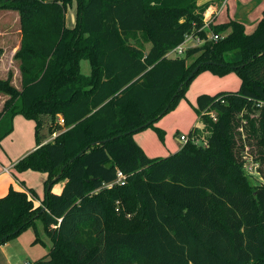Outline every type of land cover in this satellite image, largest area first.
<instances>
[{
    "label": "trees",
    "instance_id": "trees-1",
    "mask_svg": "<svg viewBox=\"0 0 264 264\" xmlns=\"http://www.w3.org/2000/svg\"><path fill=\"white\" fill-rule=\"evenodd\" d=\"M214 5L0 0V10L17 13L21 34V89L0 80V140L15 115L34 120L36 148L15 167L47 174L44 211L32 190L10 188L0 198V245L40 219L51 247L32 264H264V10L250 34L237 20L209 24L217 40L166 57L186 34L206 37L198 30ZM136 35L150 44L146 51ZM203 70L235 71L240 86L198 96L199 127L187 142L147 157L133 134L173 108ZM248 156L256 186L243 172ZM59 181L60 193L51 192Z\"/></svg>",
    "mask_w": 264,
    "mask_h": 264
},
{
    "label": "rangeland",
    "instance_id": "rangeland-1",
    "mask_svg": "<svg viewBox=\"0 0 264 264\" xmlns=\"http://www.w3.org/2000/svg\"><path fill=\"white\" fill-rule=\"evenodd\" d=\"M206 2L218 4L214 0H197V5ZM224 3L225 5L216 12L217 14L211 22L214 20L213 24H215L228 22L229 20L241 21L246 34H250L254 30L255 22L261 18L262 10H264V0H224ZM74 14L75 5L73 3L67 7L65 12L66 27L73 26ZM205 24L201 28L210 33L205 28ZM224 35H226V32L221 33V36ZM140 36L136 35L133 42L136 43L138 40L142 43L141 46L144 51H146L150 44ZM20 39L17 13L10 10H0V80L7 81L17 91L21 89L19 59L16 58L17 51L20 48ZM80 71L83 75L89 74L88 62L83 60L80 62ZM240 82V77L235 71L223 75L213 74L208 70L197 73L185 86L174 107L154 122L151 127L134 133V140L149 158L159 159L174 154L183 145L179 140L180 137H187L189 131L199 125L197 97L200 95L213 96L221 92H234L240 86ZM5 99L6 96L0 92V111ZM211 114L213 115V113ZM58 120L56 122L61 126ZM41 134H44L46 140L52 139V136L46 132L45 126L42 127ZM36 143L35 121L22 115H15L12 119L11 132L0 140V170L1 166L8 167L15 163L17 159L19 161L21 156L28 155L36 147ZM246 150H248V154L252 153L249 148ZM10 172L15 178L13 181L10 180L12 186L17 181L23 182L36 195L35 199L38 203L44 200L43 180L47 178L46 173L31 169L18 171L15 164L12 165ZM243 172L250 186H256L261 181L256 166L249 156L245 159ZM7 176L9 175L3 174L0 180L5 179ZM61 182L64 181H59L56 184ZM36 238L38 240L34 242ZM50 247L51 242L46 235L44 225L40 219H36L30 227L21 231L15 238L0 245V264H24L26 262L32 264L40 257H44Z\"/></svg>",
    "mask_w": 264,
    "mask_h": 264
},
{
    "label": "crops",
    "instance_id": "crops-1",
    "mask_svg": "<svg viewBox=\"0 0 264 264\" xmlns=\"http://www.w3.org/2000/svg\"><path fill=\"white\" fill-rule=\"evenodd\" d=\"M210 1V0H209ZM214 1H217V0H214ZM222 3L221 4H219V6H218V4H215L214 5V8H215V10H217L216 12H218L219 11V9H221L222 8V6H224L225 5V3H224V0L223 1H221ZM3 11H5V10H3ZM217 14V13H216ZM216 14L214 15V17L216 16ZM213 17V18H214ZM214 21V20H213ZM238 21V20H237ZM241 22V21H240ZM214 23V22H213ZM222 23V22H221ZM256 23L257 22H255V26H256ZM243 24V23H242ZM255 28V27H254ZM237 90V89H236ZM196 127H199V125L198 126H196ZM137 143V142H136ZM36 148V147H35ZM35 148H33V150L35 149ZM32 150V151H33ZM23 156H25V155H23ZM23 156H21L19 159H21ZM18 161V159L15 161V163H12V165H14V164H16V162ZM12 165H10V166H8V167H4V166H1V170H0V177H3V174H5V175H9V176H7V177H5V179H1L0 180V194H2V195H0V198L1 197H3L6 193H7V191L10 189V188H12V189H14V190H20V191H24V192H28L27 190H31V189H29V188H27L25 185H24V183L23 182H19V181H17L15 184H14V186H12L11 185V182H10V180L11 181H13L15 178H14V176H12V173L10 172V170H11V168H12ZM11 176V177H10ZM46 181V179H44L43 180V188H44V190H45V185H44V182ZM63 184H64V182H61L60 184H56V185H54L52 188H51V192H53V193H56V194H58V193H60V191H61V189H62V187H63ZM36 196V195H35ZM36 197H34L33 198V203H34V205L35 206H41L42 208L44 207V205H42V202L41 203H38L37 202V200L35 199ZM38 239L36 238V240H34V242H36ZM40 258H42V257H40ZM5 264H9V263H5Z\"/></svg>",
    "mask_w": 264,
    "mask_h": 264
},
{
    "label": "built area",
    "instance_id": "built-area-1",
    "mask_svg": "<svg viewBox=\"0 0 264 264\" xmlns=\"http://www.w3.org/2000/svg\"><path fill=\"white\" fill-rule=\"evenodd\" d=\"M216 11L214 12L213 16L204 25L206 29H209L208 24H211V23L213 24V21L211 22V20L213 19L214 15L216 14ZM200 30H203V28H200L198 30V32ZM218 38H219V36L217 34H213L212 32L207 33L205 38H200L197 34H194V32H192L190 34H186L183 38V41L180 44H178L175 48H173L172 50H170L166 53V57H170V58L179 57L184 53L185 50H187L191 47L200 46L203 43H205L206 41H210V40L215 41ZM58 122L62 125V119L61 118H59ZM179 140L181 141V143L185 144L188 140V137L181 136ZM121 178H122V176H121V174H119L118 175V182L121 181ZM24 264H29V263L26 262Z\"/></svg>",
    "mask_w": 264,
    "mask_h": 264
},
{
    "label": "water",
    "instance_id": "water-1",
    "mask_svg": "<svg viewBox=\"0 0 264 264\" xmlns=\"http://www.w3.org/2000/svg\"><path fill=\"white\" fill-rule=\"evenodd\" d=\"M197 69H198V68H195V70L192 72L191 75H193V74L197 71ZM191 75H190V77H191ZM190 77H189V78H190ZM135 131H136V130H135ZM111 139H113V138H111ZM109 140H110V139H109ZM109 140H105V141H103V142H101V143H104V142L109 141ZM97 144H98V143H97ZM80 154H81V152H79V153L77 154V156H75L74 158H72V159L69 161V163L72 162V161H73L76 157H78ZM57 178H58V176L54 177V178H53V181L57 180ZM50 186H51V184H47V186H46V192L49 190ZM44 210H45V207H43V208L41 209V211H44Z\"/></svg>",
    "mask_w": 264,
    "mask_h": 264
}]
</instances>
